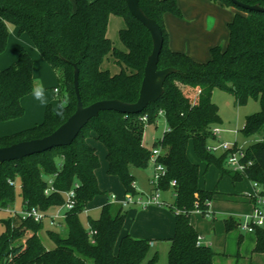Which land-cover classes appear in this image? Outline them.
I'll use <instances>...</instances> for the list:
<instances>
[{
  "label": "trees",
  "instance_id": "16d2710c",
  "mask_svg": "<svg viewBox=\"0 0 264 264\" xmlns=\"http://www.w3.org/2000/svg\"><path fill=\"white\" fill-rule=\"evenodd\" d=\"M213 1L233 4L238 11L228 24V44L212 47L210 58L198 61L170 47L165 14H182L177 0H140L144 14L156 20L163 31L158 68L174 69L164 81L163 94L143 111L102 110L71 144L0 163V209L14 207L19 196L21 207L49 211L64 204L65 191L75 188L76 192L75 206L62 221L67 234L47 230L55 242L52 249L39 236L44 222L11 214L2 218L0 264H139L146 258L150 240L122 234L128 212L121 203L110 200L102 206L98 218L89 217V228L82 223L81 214L88 203L103 193L96 174L100 159L90 142L92 137L106 147L108 173L119 177L132 196L139 195L133 170L148 168L153 149H160L158 160L166 168L160 188L175 196L170 204L176 217L175 234L167 264H214L216 252L202 243L191 213L196 209L208 212L217 187H200L199 165L189 157L188 146L192 142L199 158L207 165L215 164L222 176L240 179V173L226 167V152L217 155L209 149L216 138L213 130L222 122L213 92L219 88L232 93L237 105L259 102L260 110L246 116L243 134L251 141L245 147L246 159L252 160L246 176L264 185V0H237L259 8L244 7L232 0ZM111 15L125 20L120 38L126 50L117 48L107 35ZM10 24L20 34L30 36L41 57L57 72L66 95L57 111L47 107L41 123L0 136V148L43 138L76 111V68L84 106L100 100H138L153 39L147 27L131 14L126 0H0V54L8 44ZM108 55L119 64L120 72L104 69ZM33 68L34 60L25 48L14 63L0 68V122L24 115L21 99L36 87ZM161 118L166 129L148 147L145 126L157 124ZM233 220L228 218L227 225H234ZM90 230L96 233L91 236ZM255 232V250L264 251V227H257ZM147 264H160L158 254Z\"/></svg>",
  "mask_w": 264,
  "mask_h": 264
},
{
  "label": "rangeland",
  "instance_id": "374dc122",
  "mask_svg": "<svg viewBox=\"0 0 264 264\" xmlns=\"http://www.w3.org/2000/svg\"><path fill=\"white\" fill-rule=\"evenodd\" d=\"M71 1L75 3V0ZM177 3L182 14L176 15L172 13V17L178 19V24L175 23L174 25L173 23L171 26L170 21L168 23L165 21V25L169 38L172 31H174V36H177L179 32L180 34L185 33V43L179 42L175 44L174 42L175 46L183 49L178 51L193 56L196 55L195 57L198 60H207V57L211 56L212 47L217 45L226 46L228 44L230 38L228 24L238 11L235 5L213 0H194V3L192 1H185L183 3L182 0H177ZM183 5L186 7L190 6L191 10L187 11L183 8ZM110 17L108 37L117 48L126 50L120 38V30L125 27V21L117 15H111ZM180 24L184 27H181ZM9 30L10 37L2 58L11 56L17 47H20V49L24 47L30 53L29 50H31V46L33 45L29 41L28 35H19L15 31L13 24L9 25ZM192 49L198 52V54H194ZM31 56L34 60L33 76L36 87L34 91L22 98L25 113L18 118L21 120L20 122L27 123L35 119L38 113H40V117L42 115L43 121L49 105L54 111H57L61 100L64 101V95H66L61 90V84L55 69L40 56L36 49H34V54H31ZM12 63L13 61L8 63V65ZM103 67L110 70L113 74L121 70V67L115 62L112 55H108ZM55 88L61 91L56 92ZM212 99L219 106L222 122L218 124L221 131L209 143V146L217 148L215 152L217 155L223 153L220 145L225 142L231 144L237 142L239 146L247 147L251 141L243 134L245 119L247 115L260 110L259 102L250 100L246 105H237L235 96L232 93L219 88L214 90ZM165 129L166 123L163 118L157 124H147L144 132V142L146 145L152 147L153 143L161 138ZM90 142L95 146L99 155L100 167L97 169L96 174L99 187L103 193L95 196L88 203L87 210L81 214L82 223L87 228H89V217L98 218L102 206L111 200L112 194L116 195L118 200L125 199L128 196L119 177L108 173L107 150L104 143L94 137L90 138ZM188 154L191 160L199 165L200 187L208 190L217 187V191L210 200L208 212L196 209L191 213V222L196 231L216 252L214 264H264V251L255 250V230L249 231L244 227L248 218L253 213V204L250 201V194L253 191V181L245 174H241V178L236 181L229 174L222 176L220 169L215 164L207 165L205 161L199 158L192 142L189 143ZM134 170H137L136 176L140 192H147L150 189V178L154 172L153 167L149 166L146 169L135 168ZM17 189L19 190V185H17ZM162 195L169 202L164 207L174 214L170 209V204L174 203L175 196L170 190L162 191ZM21 203V198L18 196L14 207L20 208ZM137 206L139 204L133 202L125 206V210L129 212L131 211L130 209ZM8 216V212L0 211V234L4 229L1 219ZM228 218H233L236 221L233 220L234 225H227ZM48 229L59 230L63 235L67 234V229L63 223L60 227L52 226L49 221L45 222L44 228L39 232V236L46 247L52 249L55 247V242L49 236ZM154 242L155 245L153 246L152 240H150L151 246L149 252L146 258L139 264H147L149 258L155 253L158 254L160 264L168 263L171 247L170 238L156 239Z\"/></svg>",
  "mask_w": 264,
  "mask_h": 264
},
{
  "label": "water",
  "instance_id": "95a60500",
  "mask_svg": "<svg viewBox=\"0 0 264 264\" xmlns=\"http://www.w3.org/2000/svg\"><path fill=\"white\" fill-rule=\"evenodd\" d=\"M133 16L141 21L150 31L153 39V51L145 66L144 77L139 98L135 103H125L119 100H100L84 106L78 88L79 70H75V90L77 94L76 111L51 134L29 141H22L10 146L0 148V163L23 159L34 154L44 153L48 150L71 144L87 125L89 120L97 116L102 110H116L124 113H139L150 102L157 100L164 91L163 85L167 75L173 68L159 69V58L164 44L163 31L158 22L147 17L140 7V0H126ZM244 7L259 8L232 0Z\"/></svg>",
  "mask_w": 264,
  "mask_h": 264
},
{
  "label": "built area",
  "instance_id": "2783aa9c",
  "mask_svg": "<svg viewBox=\"0 0 264 264\" xmlns=\"http://www.w3.org/2000/svg\"><path fill=\"white\" fill-rule=\"evenodd\" d=\"M56 92H59L58 88H55ZM147 120V117H144ZM221 131L220 127L216 126L213 130L214 134H217ZM237 143V142H236ZM236 143L231 144L229 142L222 143L220 147L223 149V152L227 153V160L226 164L228 168L233 170L234 172H238L240 174L246 175L247 168L252 164V160L246 159V151L244 147L237 146ZM209 149L213 152L217 151V148L209 146ZM160 149L155 148L153 149L152 156H151V164L153 166V175L150 178V184L153 186V192L146 195H137L132 196L128 195L127 198L118 200L116 195L111 196V200L113 202L121 203L123 206H127L130 203H138L142 206H149V205H166L167 202L163 199L162 190L160 188V181L166 174V168L164 165L159 162L158 157L160 155ZM175 181L172 182V185ZM78 184H75L77 187ZM253 192L251 194V198L253 200V213L248 218L247 222L245 223V228L249 231L255 230L257 227H264V185L260 184L258 181H253ZM65 202L64 204L57 206L49 211H43L38 207L31 206V207H7L2 208L0 211H6L11 215L14 216H21L23 219L32 218L37 222H46L52 226H59L62 221L66 217V212L71 210L75 206V197L76 192L75 188L65 191ZM96 233L95 230H90L91 236ZM92 242H95V239L92 237Z\"/></svg>",
  "mask_w": 264,
  "mask_h": 264
},
{
  "label": "crops",
  "instance_id": "0c3cea01",
  "mask_svg": "<svg viewBox=\"0 0 264 264\" xmlns=\"http://www.w3.org/2000/svg\"><path fill=\"white\" fill-rule=\"evenodd\" d=\"M182 1H183V3L185 1H189V2L192 1L194 3V0H182ZM183 6H184L183 8H185L187 11L191 10L190 6H188V7H186L185 5H183ZM109 21H110V19H109ZM165 21L167 23L170 21L171 26L173 25V23L175 25V23L178 24V22H179L178 19H176L175 17L174 18L172 17V13H166L165 14ZM125 25H126V23H125ZM180 26L184 27L182 24H180ZM108 29H109V24H108ZM177 29H178V27H177ZM178 30H180V29H178ZM15 31H17L19 35H23V34L26 35L27 34V33L20 34L17 27H15ZM108 32L109 31H107V35H108ZM170 36H171L170 37V47L174 50H180L181 48L175 46V44H178L179 42L185 43V40H184L186 38L185 33L180 34V32H179V34H177V36H174V31H172V33L170 32ZM9 37H10V35H9ZM27 37H29L28 39H29V41H31V43L33 45V46H31V50H29L30 53L29 52L28 53L30 55L31 54L33 55L34 49H36V51H38V49L35 46L32 39L30 38V36L28 35ZM174 42H175V44H174ZM173 44H174V46H173ZM22 48H24V47H22ZM21 50L22 49H20V47H17L14 50V52H12V55L8 56L6 58H2L3 53H1L0 54V64H2V65H0L1 66L0 68L5 69L8 66H10V65H8V63H11L12 61L14 63L15 60L17 59V57L19 56ZM181 50H183V49H181ZM193 52H194V54H198V52H195L194 50H193ZM191 56L193 58H195L196 60H198L197 57H195L196 55H194V56L191 55ZM208 58H210V56L207 57V60H208ZM198 61H206V59L198 60ZM5 66H7V67H5ZM21 102H22V99H21ZM20 121H21L20 119L16 118V119H11L8 121L0 122V136L9 135V134L30 128V127L38 124V123H41L42 122V115L40 117V113H38L35 116V119H33L32 121H30L28 123L27 122H20ZM31 124H34V125H31ZM149 166H152V164L150 163ZM136 172H137V170H133V173L136 177V185H137L138 192L141 195H146V194L152 193L153 192V186L151 184H150V189L147 192H140L139 187H138V183H137ZM251 194H250V201L253 204ZM164 200L167 202L166 199H164ZM167 203H169V202H167ZM130 210L131 211H129L127 214V218H126L125 223H124L122 234H130L135 238H145V239L152 240L153 246L155 245L154 240H156V239L158 240V239L170 238V240H171V238L174 236L176 217L174 214H172L168 210V208L164 207V205H149V206L145 207V206H142L141 204H139V206L134 207ZM201 240H202V243L207 244L203 240V238Z\"/></svg>",
  "mask_w": 264,
  "mask_h": 264
},
{
  "label": "clouds",
  "instance_id": "9594fccd",
  "mask_svg": "<svg viewBox=\"0 0 264 264\" xmlns=\"http://www.w3.org/2000/svg\"><path fill=\"white\" fill-rule=\"evenodd\" d=\"M67 102V100H65V103Z\"/></svg>",
  "mask_w": 264,
  "mask_h": 264
}]
</instances>
